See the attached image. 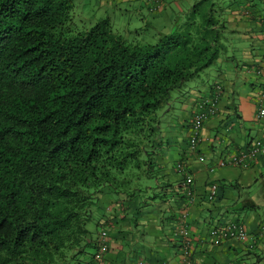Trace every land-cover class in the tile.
<instances>
[{"label": "trees", "instance_id": "1", "mask_svg": "<svg viewBox=\"0 0 264 264\" xmlns=\"http://www.w3.org/2000/svg\"><path fill=\"white\" fill-rule=\"evenodd\" d=\"M76 1L0 0V264H93L101 199L141 209L160 112L223 48L211 0L149 43L78 20Z\"/></svg>", "mask_w": 264, "mask_h": 264}, {"label": "crops", "instance_id": "2", "mask_svg": "<svg viewBox=\"0 0 264 264\" xmlns=\"http://www.w3.org/2000/svg\"><path fill=\"white\" fill-rule=\"evenodd\" d=\"M197 1L101 0L100 4L118 7L135 3L152 10L162 3V10L172 7L185 11ZM211 1L221 7V18L226 22L217 60L219 76L207 73L206 80L188 87L177 123L173 127L169 124L171 135L166 137L160 124L164 142L155 156L158 177L154 180L162 187L158 197H164L160 203L151 202L160 213L127 208L124 202L106 195L103 205L109 219L102 223L109 237L106 233L107 247L101 261L90 257L93 264H181L185 246L192 264H264V155L247 166L227 165L209 171L219 159L244 150L253 140L264 141V115L258 113L264 109V0ZM216 86H222L216 114L205 121L201 142L193 150L191 118L200 101L211 99ZM176 100L171 99L164 117L174 112ZM185 175L192 178L190 196L180 190ZM212 184H217L218 197L208 202ZM137 216L145 218L140 221ZM232 221L244 223L247 236L215 243L210 230ZM141 242L145 246L138 249Z\"/></svg>", "mask_w": 264, "mask_h": 264}, {"label": "rangeland", "instance_id": "3", "mask_svg": "<svg viewBox=\"0 0 264 264\" xmlns=\"http://www.w3.org/2000/svg\"><path fill=\"white\" fill-rule=\"evenodd\" d=\"M100 1L101 0H77L76 8H75V13H78L76 14L77 19L85 20L88 23H93L98 18L109 17L115 31L122 33L125 36V38L129 40L137 39L138 41L142 43L154 42L156 39V33L159 30V28H161L160 26L164 25L167 28H170L175 16H177V13L179 12L182 13V11H178V9L172 8V7L165 8L164 10H162L163 8L158 9V10H153L152 12L151 7L147 9L145 5H137L133 3V4H127V5L123 4V5H119L118 7H116V6H112V4H109V5L100 4ZM189 10L190 9L185 10V11L189 12ZM184 15L185 14H183L182 17H180L182 18V20L184 19L183 17ZM218 64L219 63H216L209 69L205 71L203 70L200 74V77L199 76L195 77L181 89H175L172 92L170 101L171 99L176 100L175 97H177V100L175 102L176 107L174 108L175 109L174 112L172 114H169V116L166 115V117H164V114L162 115V113L166 111L167 109L166 108L165 110H162L160 112V117H159V119L161 120L160 124L162 125L163 133L165 134L166 137L172 134L171 129H170L171 126H169V124L172 125L173 127L175 125V122L178 120L177 116H179V112L181 111L180 102H183L184 101L183 99L186 98L185 93L186 91L189 90L188 87L194 86L193 85L194 82L195 83L202 82L203 78L206 80L207 73H211V76H214V77L219 76V74L217 73V69H218L217 67L218 66L220 67V64L219 65ZM170 103L172 104V102ZM155 171L157 173V169ZM141 182L144 186H148L149 189L139 194L140 196L139 195L137 196V199H140V202L142 203L140 210H144V211L147 210L148 212L151 211L149 213H154L155 211L159 215L160 211L158 210V207H156L157 204L155 203L151 204L153 200H151L150 198L153 197L155 194L158 195V193L160 192V188L162 187H157V183L155 182L154 179L150 180L148 178L147 179L144 178V180H142ZM163 188L166 189V185ZM106 201L107 200L105 196H103L100 202L101 208H99V210L97 211L99 215L103 213V216H101L100 220L109 219V215H107L106 209L102 208L103 203ZM147 203H149L148 207L144 205ZM137 217L140 218V221H142V219L145 218V217H139V216ZM135 220L136 219L134 217L131 218V221H132L131 228L133 230L135 228V222H134ZM139 227L142 228L143 225L140 224ZM105 230L108 233L107 236L109 237L108 228H106ZM139 234L140 233L138 232L137 235ZM141 246H145L144 242H141L140 245L137 246L138 249H140Z\"/></svg>", "mask_w": 264, "mask_h": 264}, {"label": "built area", "instance_id": "4", "mask_svg": "<svg viewBox=\"0 0 264 264\" xmlns=\"http://www.w3.org/2000/svg\"><path fill=\"white\" fill-rule=\"evenodd\" d=\"M163 1V0H159ZM163 8L162 3L156 5L154 10H158ZM221 87L216 86L214 88V97L209 100L200 101L196 107L195 112L192 116V121L190 124V147L191 149H196L200 142H201V133L200 130L203 127L205 121L209 118L214 116L217 111L218 100L221 96ZM262 98H264V92L262 94ZM259 115H264V109H259ZM264 155V141L260 138H257L252 141V143L246 147L244 150L239 151L238 153L230 156V157H223L219 159L218 162L209 168V171H213L216 168H223L227 165H236V166H247L249 165L254 159H257L258 156ZM202 159V156L199 158ZM178 167H180L178 165ZM192 183V178L190 175H185L182 186L180 188L187 196L191 195V188L190 185ZM217 184H212L209 186L207 191V201L213 202L216 200L217 196ZM106 230L103 229L101 232V242L104 244L106 241ZM210 235L215 243H219L225 239H244L247 236V227L242 222H228L225 226H217L210 230ZM101 244V245H102ZM105 246L101 248V250H105ZM182 262L181 264H192L191 257H190V250H188L187 246L182 248ZM102 254L100 251L94 255V261H101ZM231 264V263H226Z\"/></svg>", "mask_w": 264, "mask_h": 264}]
</instances>
